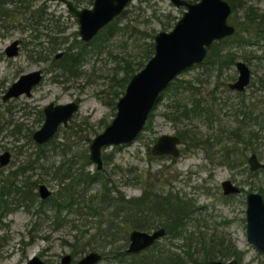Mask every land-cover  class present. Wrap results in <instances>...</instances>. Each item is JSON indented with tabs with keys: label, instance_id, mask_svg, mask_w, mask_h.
<instances>
[{
	"label": "rangeland",
	"instance_id": "1",
	"mask_svg": "<svg viewBox=\"0 0 264 264\" xmlns=\"http://www.w3.org/2000/svg\"><path fill=\"white\" fill-rule=\"evenodd\" d=\"M41 1H37V4ZM44 1L47 10L54 15V19H57L58 27H61L55 37L61 35L69 41L79 39L76 32L77 23L67 12L65 4L59 0ZM244 1L260 9L264 8V0ZM127 10V16L123 21L146 29L153 27L154 32L171 28L172 25H166L164 28L160 25V20L166 21L164 13L170 12L176 16L180 14V8L172 5L169 0H133L127 6ZM153 12L155 13L152 14ZM41 31L42 34L36 38H32L27 30L21 31L20 28L11 29L4 35L0 34V153L8 149L15 159L4 167L1 177L6 175L8 170L15 168L19 162H23L26 155L33 153L34 141L30 140L27 135L42 124L43 117L39 115L38 111L49 101L64 103L76 100L79 103L75 116L67 126H60L54 139L63 142L66 140H64V136L76 128L77 132L72 134L67 141L68 145H71L70 152L81 148L88 153L90 141L88 142L87 138L91 140L113 118L116 110L115 101L123 92L126 84L124 83L123 86L110 85V77L117 61L108 55V50H111L112 54L127 55V58L132 59L135 64L140 59L141 48L139 49V47L141 46L139 45H143V40L146 39L138 38L139 45L128 40V45L125 47L121 44V40L126 35H115L106 42L102 52L90 51L87 61L82 65L88 74L74 77L61 74L58 76L59 80H56L55 76L59 73L51 68L50 60H41L33 56L37 55L35 51L45 54L43 51L50 46L48 36L45 35L46 30L41 29ZM13 39H19L17 54L7 56L4 48ZM63 46H58L56 52L62 51ZM31 47H34L35 50L30 51ZM54 54L52 53L50 58ZM37 68L42 69L43 76L40 83L33 88L30 96L21 94L18 97L9 98L7 101L2 100V95L7 87L20 74ZM253 69V80L258 74L263 75V65L257 69L253 67ZM117 73L120 76L121 70ZM227 73L235 77V67H231ZM178 77L189 80L196 79L197 81L201 78L202 83L199 87L203 94L215 81V77L212 76L210 82L207 83L209 81L206 80L207 73H203V68L199 66L183 70L178 74ZM249 85L254 86L255 84ZM115 90L121 92L117 98L113 93ZM249 92H251V87L246 90V93ZM223 93L225 94L218 95L224 99L227 98L229 104L233 103L232 105H234L238 100L235 91L228 89ZM173 96L174 93L171 90L163 92L162 99L156 103L146 125L134 141L117 146H107L102 150L103 166L99 171L104 178H109L108 186L114 188L111 191L112 195H115L116 189H118L125 197L138 196L142 193V187L151 183L157 189L172 188L173 191L185 193L202 207L203 215L207 216V230H211L216 225L218 230L230 235L236 248L242 251L240 264H264V252L257 250L252 243L247 241L244 202L245 194L248 191H257L259 186L264 188V167L249 175L250 171L246 160L243 164L245 165L243 171L229 166L235 157H242V154H236L237 147L240 146L237 143L233 146L234 142L228 138L222 139L220 143L206 151L212 156V160L205 156V150L199 148H196L195 151L184 150L185 143H181V152L177 157L156 156L151 153V146L159 134L177 133L178 128L186 123L188 124L186 127L198 130L202 136L212 131L207 129L206 121L202 118L185 119L181 122L168 119L164 113L168 111V104ZM262 105L258 104L257 106L264 112V105ZM223 107L220 114L221 125L228 128L235 122L233 116L230 115L233 108L225 105ZM225 109L228 114L224 112ZM260 135L262 142L258 148L262 152L259 150L257 157L259 161H264V131L260 132ZM229 146L233 153L230 158H225V155L218 157L213 155L214 150L221 149L222 153H225ZM52 155L50 161L58 162L59 159H62L60 154L52 152ZM87 168L90 171L98 170L91 162ZM42 177L44 180L39 182H43L54 191L57 186L56 180L51 179L50 175ZM227 178L242 186L243 192L237 196L223 197L220 182ZM100 188V182H96L92 185L91 192L97 193ZM6 199L10 200V197ZM64 213L65 211L56 218L47 205H40L39 196H37V198L27 200L26 204L15 206L3 215L0 219V264H26L32 255H38L47 264H60L61 256L66 252L71 253V243L75 242V235H80L81 230L88 229L84 237L87 239L86 237L95 229L93 220L96 219L95 216H88L87 220L68 222L65 221ZM221 221L228 222L220 224ZM73 222L76 226L72 224ZM158 241H162V239L160 238ZM175 241L177 242V240ZM101 249L95 250L100 251ZM104 249L106 252L109 250L108 246ZM87 251L89 249L86 248L85 252ZM83 253H78L77 256ZM231 257L221 259L227 260ZM108 261L110 260L103 259L97 264H107Z\"/></svg>",
	"mask_w": 264,
	"mask_h": 264
},
{
	"label": "trees",
	"instance_id": "2",
	"mask_svg": "<svg viewBox=\"0 0 264 264\" xmlns=\"http://www.w3.org/2000/svg\"><path fill=\"white\" fill-rule=\"evenodd\" d=\"M37 1L39 0H0V34L4 35L11 29L20 28L21 31L27 30L32 38H36L42 34L41 29H45L50 46L43 51L45 54L35 51L37 53L35 57L50 60L51 68L59 73L55 76L56 80H59L58 76L61 74L67 77L85 75L87 72L82 65L87 61L90 51L102 52L106 42L115 35H126L121 40V44L125 47L128 45V40L139 45L138 38L146 39L143 40V45H139L141 46L139 47L141 48L140 59L135 64L132 59L127 58V55L112 54L111 50H108V55L117 61L110 77L111 86H123L132 73L142 67L153 52V27L146 29L135 25H119V19L105 25L90 41L77 38L69 41L61 35L55 37L61 27H58L57 19H54V15L47 10L45 2L37 4ZM228 1L235 8V0ZM121 16L123 17L124 13ZM233 22L236 24L234 33L216 41L204 61L205 64L217 63V72H220L223 65L233 63L238 54L251 53L257 54L256 56L260 59L264 58V9L258 11L252 6H245L244 19L234 15ZM161 26L164 28L166 25L162 22ZM61 45H64L63 52L56 57L58 46ZM251 46H254V49ZM33 50L35 48L31 47L30 51ZM52 53L55 54L50 58ZM119 70H121L120 76L117 73ZM201 83V78L196 83L193 80L174 77L165 89L174 93L168 104L169 109L164 113L165 116L175 122L199 118L207 121L208 107L214 108L210 104L207 105L204 95H201L202 91L199 87ZM253 83L260 89L259 104H263L264 69L263 76L259 75ZM113 93L117 98L121 92L115 90ZM162 97L163 93L159 100ZM254 120L253 122L259 128V137H261L260 132L264 131V113L260 112L258 122H256L257 119ZM186 126H188L187 123L177 130L182 143L186 144L183 149L195 151L199 148L206 152L205 137L200 136L197 131H190ZM250 127L246 123L243 126L239 123L237 125V129L240 131L242 129L244 135H252L249 132ZM76 132L75 128L70 134L64 136L66 140L63 142L56 141L55 136L42 144L34 142L33 161H29L31 163L28 162V165L19 170L23 171L26 166L34 167L38 170L37 178L29 182L23 180L17 186L14 179H11L12 172L6 175L0 184V219L15 206L26 204L30 197L29 200L34 199L31 195L33 187L35 188L39 181L44 180L42 176L50 175L51 179L56 180L57 186L53 195L44 202L56 218L63 211H65V221L68 222L87 220L88 216L96 217L93 220L95 229L86 237L87 239L84 237L88 229L81 230L80 235H75V242L71 243L72 255L85 252L86 248L89 251L102 248L101 250L104 251V247L108 246V252L104 251V253H106V259L110 260L109 264L112 262H118V264H204L211 258L231 256L240 260L241 251L236 248L231 237L226 232L218 230L216 225L211 230H207V216L203 215L202 207L185 193L173 191L172 188L157 189L151 183L142 187V193L138 196L125 197L118 189H116V194L112 195L111 191L114 188L108 186L109 178H104L99 170L90 171L87 168L90 162L86 150L81 148L75 151L76 157L73 159L64 157L56 165L46 164V151L65 156L67 150H71V145H68L67 141ZM27 137L31 140V133H28ZM261 139L256 141L255 150H260L258 146L262 142ZM87 141L89 142L90 139L87 138ZM233 141L236 142L237 139ZM240 157H235L234 161ZM96 182H100L101 188L94 193L91 189ZM16 188L19 192L18 199L3 198L5 193L16 192ZM39 202L42 203L43 200ZM223 222L221 221L220 224ZM72 224L76 226L74 222ZM158 226H164L166 229V233L161 237L162 241L158 239L137 253L125 252L124 247L128 240L129 230L133 228L146 230ZM191 226L193 227L190 228ZM109 253L111 255L113 253V256Z\"/></svg>",
	"mask_w": 264,
	"mask_h": 264
},
{
	"label": "water",
	"instance_id": "3",
	"mask_svg": "<svg viewBox=\"0 0 264 264\" xmlns=\"http://www.w3.org/2000/svg\"><path fill=\"white\" fill-rule=\"evenodd\" d=\"M65 2L69 13L77 23L79 39L90 41L107 22L118 15L130 0H93L91 6H74L70 0ZM176 6H182L181 14L170 29H160L153 37V52L127 80L123 92L115 101L113 118L97 132L88 144V159L96 169L103 166L102 150L107 146H117L135 140L146 125L150 113L169 82L192 64L202 61L209 47L217 40L231 35L235 26L230 20L231 6L227 0H170ZM19 39L8 43L4 52L7 56L17 54ZM63 51H58L59 56ZM237 78L229 83L230 87L242 89L250 79V70L241 60L236 61ZM42 77V69L37 68L22 73L5 90L2 98L6 100L21 93L30 94L33 86ZM79 108L76 100L64 103L49 101L43 106L42 124L32 132V139L42 144L51 139L59 126L66 125ZM181 139L177 133L159 134L152 146L151 153L156 156L180 154ZM9 151L0 153V163L8 160ZM251 169L264 167L255 154L249 159ZM224 193L236 192L237 185L230 179L221 181ZM42 197L50 193L44 183L39 185ZM245 220L247 241L259 251L264 252V198L259 192H249L246 196ZM166 233L164 226L151 230L133 228L128 233L127 252H137L150 245ZM72 255L69 252L61 256L60 262L68 264ZM101 255L90 250L77 259L75 264H94ZM26 264H45L38 256L32 255ZM204 264H238L236 257L227 260L211 258Z\"/></svg>",
	"mask_w": 264,
	"mask_h": 264
},
{
	"label": "flooded vegetation",
	"instance_id": "4",
	"mask_svg": "<svg viewBox=\"0 0 264 264\" xmlns=\"http://www.w3.org/2000/svg\"><path fill=\"white\" fill-rule=\"evenodd\" d=\"M59 1H62V0H59ZM72 3H73V5L74 6H78V7H84V6H91L92 5V3H93V0H70ZM133 0H130V1H128V3H126L125 5H124V7H123V9L121 10V12L118 14V15H116L115 17H113L109 22H107L105 25H107L108 23H110V22H112L113 20H117V19H119L118 20V24L119 25H124V24H128V25H130L129 24V22H127V21H123V19H125V17L127 16V12H128V10H127V6L132 2ZM170 1V0H169ZM228 1V0H227ZM41 2H45L44 0H42ZM63 2V1H62ZM171 2V1H170ZM229 2V1H228ZM235 2V8H233L232 6H231V4H230V6H231V15H230V20H231V22L233 23V25L235 26L236 24L233 22V17H234V15H238L241 19H244V9H245V6H252V8L253 9H255V10H258V11H260V10H262V9H260V8H258V7H256L255 5H253V4H248L246 1H244V0H235L234 1ZM64 4H65V2H63ZM80 4H87V5H80ZM171 4L172 5H174L172 2H171ZM46 5V4H45ZM65 6H66V4H65ZM175 7H177V8H180V14H181V11H182V9H183V7L182 6H176V5H174ZM66 8H67V6H66ZM264 9V8H263ZM67 12L69 13V11H68V8H67ZM124 13V16L122 17L121 15ZM155 12H153L152 14H154ZM70 14V13H69ZM179 14V15H180ZM71 15V14H70ZM167 15V16H166ZM178 15V16H179ZM72 16V15H71ZM173 18H172V17ZM178 16H176V15H173V14H171L170 12H168V13H164V17L166 18V21H161L160 20V25L162 24V22H164V24L165 25H173V23L175 22V20L177 19V17ZM73 17V16H72ZM118 17H120V18H118ZM122 17V18H121ZM158 17V16H157ZM74 18V17H73ZM123 21V22H122ZM76 22V21H75ZM235 30H236V26H235ZM234 30V31H235ZM77 32V31H76ZM78 33V32H77ZM234 33V32H233ZM232 33V34H233ZM154 34H155V32H154ZM229 36V35H228ZM79 37V36H78ZM153 37H154V35H153ZM227 37V36H226ZM223 38H225V37H223ZM222 38V39H223ZM153 40V39H152ZM218 41V40H217ZM216 42V41H215ZM215 42L209 47V49H208V51L210 50V48H212L213 47V45L215 44ZM252 47V49H254V46H251ZM208 51H207V53H206V55H205V57L202 59V61H200V62H198V63H194V64H192L190 67H193V66H199V67H201V68H203V73H207V78H206V80L208 81L207 83H209L210 82V78L212 77V76H214L215 77V81H214V83H212V85H210L211 87H208L209 89H208V91L205 93V94H203V92H201L202 94L201 95H204V97H205V100L207 101V105H211V106H213V108L214 109H210V106L208 107V112H207V114H208V116H207V121H206V127H207V129H211L212 131H210V132H208L207 134H205L204 135V137H205V139H206V141H207V150L209 149V148H212V147H214L215 145H217L218 143H220L221 141H222V139H224V138H228V139H230L231 141H233L235 138L237 139V141L236 142H234V144H232L233 146L237 143L238 144V146H240V147H237V150H236V153H240V154H242L243 155V157H240L238 160H233V162H231L230 163V165L229 166H231V167H235L236 169H242V171L245 169L243 166H245V165H243V164H245V160H246V162H247V165H248V168H249V175L251 174V173H254L253 171H255V170H257V169H260V168H262V167H259V168H255V169H251L250 168V166H249V162H248V159H249V157L252 155V154H255V156H256V158L258 159V157H257V155H258V151L259 150H255V147L257 146L256 145V141L258 140V139H260V137H259V128H258V125L257 124H255L253 121H255L254 119H257V121L256 122H258V120H259V117H260V112L262 111V109L260 108L259 109V107L257 106L258 104H259V96H260V89L256 86V85H254L255 83H253L254 82V80L252 79V75H253V72H254V69H253V67H255L256 69L257 68H260L261 67V65H263L264 66V58H262V59H260L258 56H256L257 54H238L237 56H236V58H235V60L233 61V63H231V64H227V65H223V67H222V69L221 70H219L220 72H217L218 71V64L217 63H215V64H205L204 63V61H205V59H206V57H207V55H208ZM33 56H35V55H33ZM60 56V55H59ZM58 57V56H57ZM42 60V59H41ZM238 60H241V61H243V62H245L246 64H247V66L249 67V70H250V79H249V82L242 88V89H237V88H233V87H230L229 86V83L230 82H233L236 78H237V76H238V70H237V68H236V65H235V63H236V61H238ZM263 62V63H262ZM189 67V68H190ZM231 67H235V70H236V76L235 77H233V75L232 74H230V73H227L230 69H231ZM253 69V70H252ZM42 76H43V71H42ZM178 76V75H177ZM259 76V74L257 75V77ZM263 76V75H262ZM256 77V78H257ZM41 79H42V77H41ZM41 79H40V81H41ZM232 79V80H231ZM196 79H194L193 81H195ZM256 80V79H255ZM40 81H39V83H40ZM203 81H205V80H203ZM206 82V81H205ZM38 83V84H39ZM196 83H197V80H196ZM37 84V85H38ZM249 84H252V85H254V86H250ZM196 85H198V84H196ZM36 86V85H35ZM35 86H33V88L35 87ZM249 87H251V92H249V93H246V90H247V88H249ZM33 88L31 89V92H30V94L28 95V94H26V93H21V94H25V95H27V96H30L31 94H32V90H33ZM228 89L229 90H232V91H235V93L237 94V101H236V103H234V105H232L231 103L229 104L228 103V100H227V98L226 99H224V98H222L220 95H218V94H225V93H223V92H226V91H228ZM200 91H202L201 90V88H200ZM4 94V93H3ZM20 94V95H21ZM20 95H18V96H20ZM3 96V95H2ZM18 96H15V97H18ZM15 97H11V98H15ZM9 99V98H8ZM8 99H6V100H3V98H2V100L3 101H7ZM228 106L229 108H233V112L232 113H230V115H232L233 116V121H235L234 122V125H232L231 127H222V125H221V119H220V114H221V111L223 110V106ZM263 105H264V103H263ZM39 115L41 116V117H43L42 118V122H43V119H44V112H43V107L41 108V109H39ZM77 112V111H76ZM76 112H74V114L72 115V117H71V119L75 116V113ZM224 112L226 113V114H228V111L225 109L224 110ZM263 112V111H262ZM264 113V112H263ZM70 119V120H71ZM69 120V121H70ZM69 121H68V123H69ZM67 123V124H68ZM238 123L239 124H241V126H243V124L244 123H246V124H249L251 127V129H250V133H252V135H249V134H246V135H244L243 133H242V129H241V131L240 130H238L237 129V125H238ZM67 124L66 125H60V126H63V127H65V126H67ZM214 125H216V126H214ZM60 126H59V128H60ZM198 129V128H197ZM189 130L190 131H197L198 132V134L200 135V136H202L201 134H200V132L198 131V130H196V129H193V128H189ZM240 131V132H239ZM57 133V132H56ZM56 133H55V135H56ZM54 135V136H55ZM219 135V136H218ZM53 136V137H54ZM31 137H32V133H31ZM32 139V138H31ZM180 139H181V137H180ZM33 140V139H32ZM34 141V140H33ZM35 142V141H34ZM36 143V142H35ZM181 143H182V140H181ZM180 146H181V144H180ZM230 148V149H229ZM5 150H8V149H5ZM5 150H3V151H5ZM206 150V151H207ZM9 151V156H8V160H7V162H5V163H0V177H1V174H3V171H4V167L7 165V164H9L10 162H12V161H14L15 159H14V157H12V152L10 151V150H8ZM218 151H219V153H218ZM180 152H181V150H180ZM46 154H47V160H46V164H51V163H53V164H57V163H59L60 162V160L61 159H59L58 160V162H55V160H53V161H50V158L53 156L52 155V151H46ZM49 154V155H48ZM233 153H231V146H229V147H227L226 148V150H225V153H222V150L220 149V150H214V154L213 155H216L217 157L218 156H221V155H225V158H227V157H231V155H232ZM180 155V154H179ZM178 155V156H179ZM27 157H26V159L23 161V162H19V164L15 167V168H13V169H11V170H8L7 171V173H5L6 175L7 174H10L11 172V179H14V182H15V184L18 186V185H20V183H21V181H23V180H26V181H30V180H33V179H36L37 178V175H38V171L33 167H29V166H26V169H24L23 171H20L19 169L20 168H23V166H25V165H28L29 163H31L32 161H33V158H34V151H33V153L31 154V155H26ZM164 156V155H163ZM166 156V155H165ZM205 156L207 157V158H209L210 160H212V156L208 153V152H205ZM64 157H70V158H74V157H76V155H75V152H70V150H67V152L65 153V156H62V158L64 159ZM170 157H173V156H170ZM177 157V156H176ZM89 160V159H88ZM29 161H31V162H29ZM29 162V163H28ZM89 162H90V160H89ZM220 162H222V161H220ZM27 163V164H26ZM37 172V173H36ZM6 175H3L2 177H1V179H0V184L2 183V180L3 179H5L6 178ZM227 179H230V178H227ZM16 180V181H15ZM231 180V179H230ZM20 182V183H19ZM231 182H233V183H235L234 181H232L231 180ZM41 183H43V182H39L38 184H37V186L34 188L33 187V189H32V197L34 196V198H37V196H39V201L40 200H43V202L42 203H40V205L41 204H44V205H46L45 204V202L44 201H48V199L50 198V196L51 195H53V193L55 192V190L53 191V190H51V189H49L50 190V193L49 194H47L45 197H42L41 195H40V192H39V185L41 184ZM236 185H237V187L239 188V190L238 191H236V192H229V193H224V191H223V186H222V184H221V182H220V186H221V190H222V195H223V197H225V198H227V197H232V196H237V195H239L240 193H242L243 192V187L242 186H240V185H238L237 183H235ZM46 185V184H45ZM47 186V185H46ZM48 188V187H47ZM249 192H259V193H261L262 194V196H263V198H264V188L262 187V186H259L258 187V189H257V191H248L246 194H245V197H244V202H245V208H246V201H247V198H246V196H247V194L249 193ZM12 193H15V194H12ZM11 194H4L3 195V198H7V197H10V200L12 199V198H14V199H18L17 197H18V189L16 188V192H12ZM29 199H31V197L29 198ZM28 199V200H29ZM22 205V204H21ZM20 206V205H19ZM50 209V208H49ZM9 212V211H8ZM62 213V212H61ZM61 213H60V215H61ZM54 214V213H53ZM60 215H59V217H60ZM61 217H63V216H61ZM246 221V220H245ZM224 222H228V221H224ZM246 225V224H245ZM159 227V226H158ZM129 233V232H128ZM228 234V233H227ZM229 235V234H228ZM230 236V235H229ZM162 237V236H161ZM160 237V238H161ZM246 237H247V229H246ZM159 238V239H160ZM158 240V239H157ZM127 245H128V241L126 242V244H125V247H124V250H125V252L126 253H129V254H131V253H137V252H139V251H137V252H127L126 251V248H127ZM95 251H97V250H95ZM141 251V250H140ZM88 252V251H87ZM87 252H84L83 254H85V253H87ZM100 255H101V258L99 259V260H97L94 264H97V263H99L100 261H102L103 259H106L107 257H105V254L106 253H104V251L103 250H100V251H97ZM83 254H79V256H77V255H72V258H71V261L68 263V264H75V262L77 261V259L78 258H80ZM241 254H242V251H241ZM109 255H111L110 253H109ZM111 256H113V253H112V255ZM237 258V257H236ZM221 259V258H220ZM43 260V259H42ZM107 260V259H106ZM237 260H238V264H240V262H239V259L237 258ZM44 261V260H43ZM45 262V261H44ZM45 264H47L46 262H45ZM60 264H62L61 262H60ZM107 264H109L108 262H107ZM112 264H118V262L116 263H114V262H112Z\"/></svg>",
	"mask_w": 264,
	"mask_h": 264
}]
</instances>
